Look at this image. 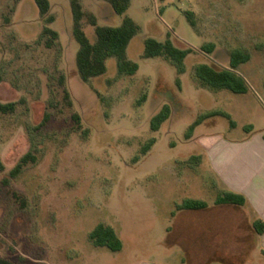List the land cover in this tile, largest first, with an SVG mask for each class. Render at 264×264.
Instances as JSON below:
<instances>
[{
    "label": "rangeland",
    "instance_id": "374dc122",
    "mask_svg": "<svg viewBox=\"0 0 264 264\" xmlns=\"http://www.w3.org/2000/svg\"><path fill=\"white\" fill-rule=\"evenodd\" d=\"M50 1L55 20L47 25L59 32L53 47L42 35L46 22L36 0H0V101L22 102L15 113L0 114L6 166L0 170V256L15 264H138L179 257L183 247L171 245L176 235L166 229L174 224L172 213L188 199L218 194L204 151L210 143L201 134L231 136V103L248 100L264 111V0H131L124 14L107 0H81L102 25H119L125 16L140 25L127 49L139 70L121 75L110 57L107 72L89 81L77 68L71 0ZM84 30L96 41L87 17ZM148 37L192 51L182 68L165 56L143 57ZM202 64L236 71L261 104L253 94L208 83L196 70ZM61 74L71 105L59 85ZM165 105L170 116L153 130ZM198 117L203 124L190 133ZM29 151L36 161L11 177ZM100 224L117 231L122 250L96 245L92 235Z\"/></svg>",
    "mask_w": 264,
    "mask_h": 264
},
{
    "label": "crops",
    "instance_id": "0c3cea01",
    "mask_svg": "<svg viewBox=\"0 0 264 264\" xmlns=\"http://www.w3.org/2000/svg\"><path fill=\"white\" fill-rule=\"evenodd\" d=\"M234 93L253 94L257 104L262 102L252 89ZM252 103H231V136L201 134L210 143L204 151L218 194L210 200L194 198L206 201L205 208L172 213L174 224L166 229L176 240L170 243L181 245L184 253L167 262L145 260L138 264H264V231L256 226L264 222V111H257ZM228 192L244 197L245 203H219ZM123 247L124 243L120 250Z\"/></svg>",
    "mask_w": 264,
    "mask_h": 264
},
{
    "label": "trees",
    "instance_id": "16d2710c",
    "mask_svg": "<svg viewBox=\"0 0 264 264\" xmlns=\"http://www.w3.org/2000/svg\"><path fill=\"white\" fill-rule=\"evenodd\" d=\"M114 8V10L119 14H124L130 7L131 0H107ZM164 2L165 0H160ZM42 17L45 18L46 25L43 29V37L45 38V43L48 47H53L55 41L59 39V32L53 29L51 26L47 25L55 20V16L50 13L52 3L50 0H36ZM71 7L73 13V35L79 43V48L76 54V63L79 74L84 81H89L92 77L99 76L107 72V59L110 57H116L118 72L119 74L132 75L135 74L140 65L137 61L132 60L128 56V45L131 39L139 32L140 25L130 16H125L122 23L119 25H102L98 21L96 14L92 12H87L81 0H71ZM165 5L161 7L164 11ZM194 13L188 11V18L190 23L195 26L196 22L193 17ZM88 18V22L95 27L97 34L96 41L92 42L86 31L84 30V19ZM146 49L143 57H153V56H165L167 59H174L177 61L179 66L181 61L192 51V47L187 49H180L170 39L166 41H159L156 38L148 37L145 40ZM215 48L214 44L209 45L207 49L212 51ZM248 60V58H246ZM181 67V66H180ZM182 68V67H181ZM197 73L200 74L208 83L217 85L219 87H226L234 92H247L250 87L244 80V78L238 74L236 71L228 68H223L222 70H214L207 64H202L197 67ZM59 85L63 88L65 92V98L69 105L72 104L70 92L65 87V75L61 74L58 78ZM1 81V77H0ZM146 99L143 96L142 101ZM21 101H0V114H12L18 109ZM77 119L78 125L77 130L82 128L80 122V116L78 114L73 115ZM170 116V107L165 105L163 109L154 116L151 127L153 130H158L162 123L166 121ZM49 115L45 117L41 125H44L49 120ZM202 122V118H197L190 126V133L193 132L195 127ZM234 124V121H232ZM154 140L151 139V143L144 146V153L148 152ZM36 161V156L32 152H27L20 157L19 161L10 170L9 174L11 177L18 176L24 168L31 162ZM6 169L5 163L0 157V170ZM9 178L4 179L5 183L9 182ZM15 196L22 199L17 193ZM219 203H245V198L241 197L235 193H225L218 199ZM25 201L23 200V203ZM208 206V203L201 199H188L183 204H180L177 209H200ZM257 229L261 232L264 231V222L257 223ZM93 238L95 239L96 245L106 246L113 251H118L123 246V241L118 235L117 231L111 227L104 224H100L93 231ZM0 264H15L12 260L0 256Z\"/></svg>",
    "mask_w": 264,
    "mask_h": 264
}]
</instances>
